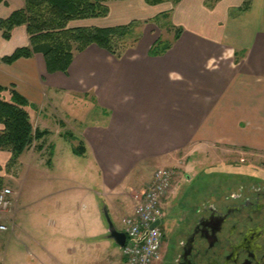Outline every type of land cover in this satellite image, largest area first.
Instances as JSON below:
<instances>
[{"label": "crops", "instance_id": "1", "mask_svg": "<svg viewBox=\"0 0 264 264\" xmlns=\"http://www.w3.org/2000/svg\"><path fill=\"white\" fill-rule=\"evenodd\" d=\"M24 4L5 0L0 19ZM108 9L106 16L70 24L104 28L133 22V34L140 39L121 57L91 44L74 53L66 73H48L41 53L0 63V85L14 86L42 110L38 123L30 113L31 121L34 129L49 131L35 143L43 144L42 150L35 149L47 166L43 173L48 185L39 193L42 211L33 225L41 228V238L32 236L27 248L37 264H123L121 249L116 255L106 251L108 239L103 237L108 231L96 195L104 200L114 224V218L122 222L123 228H116L124 230L123 220L134 213L136 195L147 189L157 168L172 167L177 175V167L188 166L196 153L209 163L218 150L233 157L242 151L264 154V0H165L156 5L112 0ZM176 28L181 33L171 48L151 56L149 50L162 31L171 35ZM29 45L25 25L14 27L10 39L0 30V57ZM61 99L90 103L82 118L71 112L69 119L51 116L57 126L54 133L65 139V133H73L66 125H79L75 137L84 153L78 156L86 161L91 183L100 187L94 193L74 180L75 175L56 173V148L48 143L53 132L40 128L50 115L47 107L59 106ZM91 112L96 115L88 121ZM70 152L75 154L73 146ZM10 159V151L0 149L4 174L19 164L7 167ZM2 171V182L12 177ZM67 181L85 190L70 188ZM175 193L172 186L162 204ZM183 218L190 219L186 212Z\"/></svg>", "mask_w": 264, "mask_h": 264}, {"label": "rangeland", "instance_id": "2", "mask_svg": "<svg viewBox=\"0 0 264 264\" xmlns=\"http://www.w3.org/2000/svg\"><path fill=\"white\" fill-rule=\"evenodd\" d=\"M10 1L13 4L20 3V0ZM77 25H79V22L70 24L71 27ZM173 34L174 31L169 35L165 29L162 31V38L169 40ZM128 41L130 42L132 39H128ZM59 102V106L47 107L50 115L45 118V125L41 124L40 127L48 128L53 132L49 136L48 143L56 148L54 150L57 158L56 173L66 172L67 178H71V174L75 175L73 176L74 180L83 183L82 185L90 186L94 193L100 190V187H97L98 185L94 182L91 183V174L85 166L86 161L76 154L71 155L70 152L73 145H79L78 139L73 141L54 133L57 126L53 116H51L55 113L61 114L63 118H68L67 114L71 112L73 116L82 118L87 109H89L90 103L77 99L70 100V102L61 99ZM40 112L42 110L38 108H33L31 111L34 124L38 123ZM95 115L93 112L88 114V118H90L88 121H91ZM66 128L67 131L73 132L75 136H79L78 124L68 123ZM35 143L32 148L30 147V150H26L21 155L18 166L5 170L6 174L12 175V177L2 182L1 189L9 187L12 189L13 195L10 197L12 202L10 210L2 222L7 225L8 230H0V264H37L36 260L32 261L27 255V248L31 245L32 236H37L38 239L41 238V228L35 229L33 225L36 224L35 216L38 215L40 217V212L42 211V201H40L39 193L43 192L48 185L43 173L47 166L35 149ZM212 155V161L205 163L206 159H202L200 153H196L188 166L177 167L178 172L173 181V188L176 189V193L169 199L167 204H162L165 216L162 219L163 224L160 228L167 234L163 239V244L168 243L171 222L183 218L185 212L188 213L190 218L193 217L196 210L199 207L201 208L210 196H217L223 192L230 193V190L236 189L240 183H252L257 180L264 184V154L257 157L247 151H242L240 155L233 157L228 152L218 150L217 153L214 152ZM211 162L215 163L214 166L209 165ZM68 165L74 166L70 168ZM2 170L0 168V171ZM1 174L6 175L3 171ZM55 185L57 186L58 183L55 182ZM66 186L75 190H85L82 186L77 188L76 186L78 185L76 183L70 184L69 181H67ZM229 186L230 188H228ZM95 197L101 219L108 228L104 214V200L99 195ZM114 219L116 226L119 229L123 228L122 222L116 218ZM106 245L109 247L106 251L113 250L115 255L120 250V247L111 239H108Z\"/></svg>", "mask_w": 264, "mask_h": 264}, {"label": "trees", "instance_id": "3", "mask_svg": "<svg viewBox=\"0 0 264 264\" xmlns=\"http://www.w3.org/2000/svg\"><path fill=\"white\" fill-rule=\"evenodd\" d=\"M112 0H25L22 8L16 9L5 19H0V30L5 39H10L14 27L25 25L30 36V45L17 48L12 54L0 57V63L12 64L20 58L32 57L35 53L44 56L48 73H66L74 53L81 52L91 44L121 57L127 47L134 46L140 39L134 33V23L114 27H71L70 22L106 16L109 12L108 3ZM156 5L165 0H145ZM172 4L179 0H170ZM5 0H0V4ZM249 1L245 9L249 7ZM181 28H176L174 37L165 40L159 37L151 46L149 54H164L180 37ZM132 39V41H128ZM34 106L14 86L10 88L0 85V149L8 150L11 159L7 167L18 163L19 157L34 142L41 141L48 130L34 129L30 113ZM64 136L76 140L73 133ZM36 149L42 150L43 144ZM82 145H73L77 155L84 153ZM2 180L0 178V189Z\"/></svg>", "mask_w": 264, "mask_h": 264}, {"label": "flooded vegetation", "instance_id": "4", "mask_svg": "<svg viewBox=\"0 0 264 264\" xmlns=\"http://www.w3.org/2000/svg\"><path fill=\"white\" fill-rule=\"evenodd\" d=\"M230 191L210 196L189 220L171 222L155 264H264V184Z\"/></svg>", "mask_w": 264, "mask_h": 264}, {"label": "built area", "instance_id": "5", "mask_svg": "<svg viewBox=\"0 0 264 264\" xmlns=\"http://www.w3.org/2000/svg\"><path fill=\"white\" fill-rule=\"evenodd\" d=\"M174 176L173 168H157L147 189L136 195L137 204L134 213L123 220L127 237L121 249L123 264H154L160 258L163 231L160 226L153 228L151 226L164 218L162 201L172 187ZM12 193L8 187L0 190V230L2 231L8 229L2 220L10 206ZM141 237L143 239L138 241Z\"/></svg>", "mask_w": 264, "mask_h": 264}, {"label": "water", "instance_id": "6", "mask_svg": "<svg viewBox=\"0 0 264 264\" xmlns=\"http://www.w3.org/2000/svg\"><path fill=\"white\" fill-rule=\"evenodd\" d=\"M104 214H105V217L107 220V225H108L107 231L108 232L103 238L113 240L118 245V247H120V249H121L126 242V233L124 231H121V230L116 228L114 222L111 219V216L108 212L106 205L104 206ZM159 224H160V221H157L156 223H154L151 226V228L158 226ZM143 237L138 239V241H141L143 239Z\"/></svg>", "mask_w": 264, "mask_h": 264}]
</instances>
